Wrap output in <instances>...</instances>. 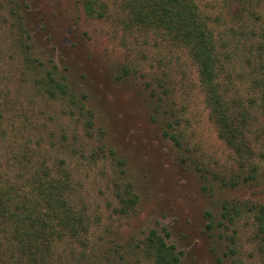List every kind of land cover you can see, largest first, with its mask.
<instances>
[{
  "label": "rangeland",
  "instance_id": "374dc122",
  "mask_svg": "<svg viewBox=\"0 0 264 264\" xmlns=\"http://www.w3.org/2000/svg\"><path fill=\"white\" fill-rule=\"evenodd\" d=\"M253 3L257 6L264 0ZM22 4L28 36L25 42L39 71L34 74L17 50L14 27L3 22L7 16L0 13V68L6 107L0 128L6 133L0 138L1 159L17 150L18 143L28 145L26 139L36 137L42 142L44 155L49 150L57 161L66 160L64 166L71 168L75 183L82 182L81 194L89 214L101 218L91 228V240L104 246L112 240L124 248L114 264H152L142 254L143 238L150 228L162 227L182 251L181 264H228L226 242L219 238L218 228L209 230L207 224L212 218L218 220L221 200L249 197L264 202V188L244 186L217 189L215 193L203 190L199 175L184 162L191 150L222 172L231 165L229 150L209 119L197 69L184 50L141 46L143 39L136 43L124 36L111 18L86 16L80 0H23ZM200 4L212 15H221L216 25L220 36L228 20L224 1L200 0ZM262 8H258L261 20L254 23L257 28L264 23ZM236 44L234 41L230 46L237 53L227 64V72L232 71L235 86L245 95L247 81L243 85L237 77L242 73L243 55ZM122 65L130 72L118 78ZM45 71L63 75L70 90L87 94L94 126L88 127L78 112L67 108V97L49 99L41 91L36 78ZM156 75L167 83L162 89L155 87L153 94ZM164 90L167 94L162 93ZM159 96L163 98L160 112L165 108L174 111L187 145L185 151L175 148L162 135L159 123L151 119V106ZM166 102L169 106H164ZM101 139L115 151L116 160L108 148L100 154L98 151L93 159L89 157L91 151L97 152ZM65 144L68 146L63 149ZM67 149L66 155L63 150ZM117 159H123L125 165H118ZM260 163L264 165V157ZM123 176L133 183L138 195L136 206L126 214L120 211L113 185ZM245 217L248 219L237 220L239 253L246 264H264L250 240L252 220Z\"/></svg>",
  "mask_w": 264,
  "mask_h": 264
},
{
  "label": "trees",
  "instance_id": "16d2710c",
  "mask_svg": "<svg viewBox=\"0 0 264 264\" xmlns=\"http://www.w3.org/2000/svg\"><path fill=\"white\" fill-rule=\"evenodd\" d=\"M223 1L228 20L224 32L217 36L216 25L222 17L209 13L200 0H80L86 16L111 18L124 36L132 37L136 43L143 39L141 46L155 49L161 45L167 50H184L193 62L209 119L229 150L231 165L222 172L191 150L183 159L201 178L202 189L214 193L217 189L244 186L264 188V165L260 163L264 157V23L258 28L254 25L262 18L258 8L264 10V4L254 6L253 0ZM22 3L23 0H2L0 13L7 16L3 22L14 27L17 50L38 75L36 58H30V48L25 42L22 14L25 5ZM234 41L243 55L242 73L237 77L243 85L247 81L245 95L235 86L232 71L227 72V64L232 63L233 54L237 53L230 47ZM122 67L121 73L116 75L118 78L130 72L127 65ZM1 75L0 68V128L6 108ZM154 78L157 82L151 89L153 94L155 87L162 89L167 83L158 75ZM36 83L49 99H57L59 95L67 97V108H73L72 113L78 112L88 127L95 125L87 94L70 90L63 75L45 71V75L36 78ZM162 93L167 94V91ZM162 99L159 96L151 106V119L159 123L162 135L175 148L185 151L187 145L177 127L174 111L165 108L160 112ZM5 134L0 131V138ZM26 140L28 145L18 143L17 150L7 154L5 160L0 157V264L116 263V255L124 248L112 240L107 246L91 240V228L101 218L89 214L81 194L82 182L75 183L71 168L64 166L66 160L57 161L58 157L49 150H45L44 155L40 138ZM67 146L65 144L63 149ZM105 148L113 161L116 160L115 151L103 140L97 145V152L91 151L89 157L93 159ZM63 152L67 155L68 149ZM117 161L118 165H125L123 159ZM113 182L115 199L121 213L126 214L138 202L134 185L124 180V176L123 180L119 177ZM207 213L211 218V212ZM245 216L252 220L250 240L264 261V202L249 197L221 200L218 220L212 218L207 224L209 230L218 228L219 238L226 242L228 264H246L239 253L237 229V220L248 219ZM228 229L232 234L227 233ZM169 238L166 227L150 228L143 238L142 254L152 264H181L182 251Z\"/></svg>",
  "mask_w": 264,
  "mask_h": 264
}]
</instances>
